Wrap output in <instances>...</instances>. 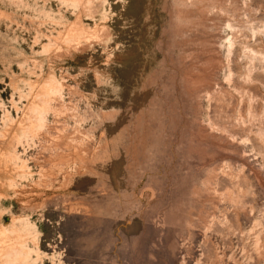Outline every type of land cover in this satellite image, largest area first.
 <instances>
[{
    "label": "rangeland",
    "instance_id": "1",
    "mask_svg": "<svg viewBox=\"0 0 264 264\" xmlns=\"http://www.w3.org/2000/svg\"><path fill=\"white\" fill-rule=\"evenodd\" d=\"M0 264H264V0H0Z\"/></svg>",
    "mask_w": 264,
    "mask_h": 264
}]
</instances>
